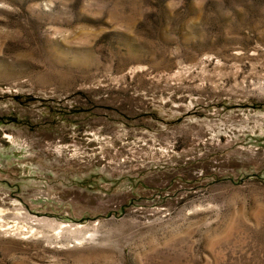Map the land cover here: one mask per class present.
I'll return each mask as SVG.
<instances>
[{
	"label": "rangeland",
	"instance_id": "1",
	"mask_svg": "<svg viewBox=\"0 0 264 264\" xmlns=\"http://www.w3.org/2000/svg\"><path fill=\"white\" fill-rule=\"evenodd\" d=\"M0 264H264V0H0Z\"/></svg>",
	"mask_w": 264,
	"mask_h": 264
}]
</instances>
